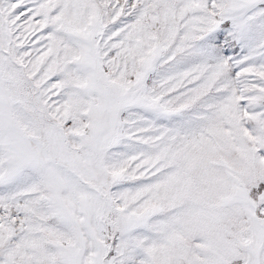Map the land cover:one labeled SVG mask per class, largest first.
I'll use <instances>...</instances> for the list:
<instances>
[{
    "label": "snow or ice",
    "instance_id": "snow-or-ice-1",
    "mask_svg": "<svg viewBox=\"0 0 264 264\" xmlns=\"http://www.w3.org/2000/svg\"><path fill=\"white\" fill-rule=\"evenodd\" d=\"M0 264H264V0H0Z\"/></svg>",
    "mask_w": 264,
    "mask_h": 264
}]
</instances>
